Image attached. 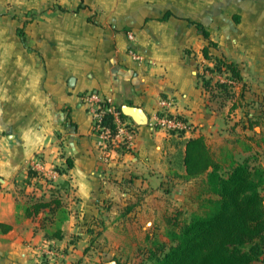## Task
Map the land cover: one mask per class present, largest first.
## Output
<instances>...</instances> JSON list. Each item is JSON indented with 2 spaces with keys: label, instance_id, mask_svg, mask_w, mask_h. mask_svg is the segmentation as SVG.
<instances>
[{
  "label": "crops",
  "instance_id": "crops-1",
  "mask_svg": "<svg viewBox=\"0 0 264 264\" xmlns=\"http://www.w3.org/2000/svg\"><path fill=\"white\" fill-rule=\"evenodd\" d=\"M42 4L49 14L24 29L18 15L0 13V264H137L185 202L197 207L204 176H184L188 138L203 136L224 166L245 157L264 166V0H0ZM220 57L239 71L232 99L210 98L197 76ZM90 94L140 107L148 124L126 116L132 143L103 150ZM162 97H172L185 129L152 125ZM35 160L52 181L21 191ZM50 185L68 210L61 239L45 237L47 209L24 215L26 192L48 198Z\"/></svg>",
  "mask_w": 264,
  "mask_h": 264
},
{
  "label": "trees",
  "instance_id": "trees-1",
  "mask_svg": "<svg viewBox=\"0 0 264 264\" xmlns=\"http://www.w3.org/2000/svg\"><path fill=\"white\" fill-rule=\"evenodd\" d=\"M198 28L207 35L201 25ZM203 52L206 57H211L207 49ZM206 72L225 75L239 82L237 66L224 57L214 58L212 67L203 65L202 72L197 73L210 98L220 95L223 99H232L234 85L213 80ZM103 104L107 106V103ZM114 109L121 120H127L120 108ZM245 115L248 116V111ZM101 123L113 137L117 132L114 113L105 110ZM65 161L70 168L73 164L71 159L67 157ZM181 167L185 170L186 179L204 176L194 196L197 207L188 214L183 211L174 213L168 219L164 238L156 239L151 246L141 249L145 259L137 264H252L261 256L264 261V166L254 163L251 157L224 166L214 158L204 137L197 136L185 141ZM34 179L36 181L33 182ZM40 179L46 183L52 181L51 177L33 169L30 164L21 191L31 184L37 186ZM65 185L67 182L58 186L63 188ZM50 186L48 198L26 192L24 215L35 218L47 209L41 220L45 237L61 239V224L67 218L68 210L59 188ZM102 226L101 220L94 219L89 229L98 228L96 234L99 235Z\"/></svg>",
  "mask_w": 264,
  "mask_h": 264
},
{
  "label": "built area",
  "instance_id": "built-area-1",
  "mask_svg": "<svg viewBox=\"0 0 264 264\" xmlns=\"http://www.w3.org/2000/svg\"><path fill=\"white\" fill-rule=\"evenodd\" d=\"M128 38L130 40H133L134 35L132 33H128ZM129 52L133 58L138 60L142 59V56L134 49H130ZM220 78L227 83L236 85V82L234 80L227 78L225 75L220 76ZM87 99L93 119V128L98 137V146L105 150L109 142H117V140L123 141L128 145L131 144L134 139L135 125L123 121L118 117V112L110 106V99L107 97H99L96 94H90ZM103 103H107V106L105 105L104 107ZM174 106L175 102L172 97H162L159 100V109L154 115V121L152 125L168 132L185 129L186 122L179 115L171 112V109H173ZM105 110H109L114 113L117 132L113 137H110V130L101 123V117ZM31 165L33 169L44 173V165L41 161L35 160L31 163Z\"/></svg>",
  "mask_w": 264,
  "mask_h": 264
},
{
  "label": "rangeland",
  "instance_id": "rangeland-1",
  "mask_svg": "<svg viewBox=\"0 0 264 264\" xmlns=\"http://www.w3.org/2000/svg\"><path fill=\"white\" fill-rule=\"evenodd\" d=\"M49 11H51V6L47 4H42L39 6H0V13L7 14L9 15V17L10 15H18L20 29H24L27 23L32 21L33 19H40L41 16L49 14ZM192 210H194V208L192 205H190V201L188 200L187 202H185L184 208L180 211H183L185 214H188Z\"/></svg>",
  "mask_w": 264,
  "mask_h": 264
},
{
  "label": "water",
  "instance_id": "water-1",
  "mask_svg": "<svg viewBox=\"0 0 264 264\" xmlns=\"http://www.w3.org/2000/svg\"><path fill=\"white\" fill-rule=\"evenodd\" d=\"M121 112L125 116L130 117L134 121L135 125L148 124V117L140 107L133 105H123L121 107Z\"/></svg>",
  "mask_w": 264,
  "mask_h": 264
}]
</instances>
